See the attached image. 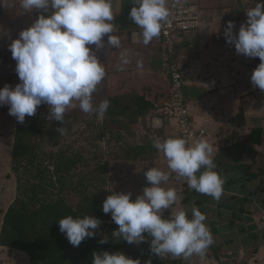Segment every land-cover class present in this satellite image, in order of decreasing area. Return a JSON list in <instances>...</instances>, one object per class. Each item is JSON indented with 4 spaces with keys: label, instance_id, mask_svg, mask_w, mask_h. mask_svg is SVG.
<instances>
[{
    "label": "clouds",
    "instance_id": "obj_1",
    "mask_svg": "<svg viewBox=\"0 0 264 264\" xmlns=\"http://www.w3.org/2000/svg\"><path fill=\"white\" fill-rule=\"evenodd\" d=\"M0 6L8 7L7 0H0ZM20 7L25 12L39 10L40 14L9 45L20 82L15 87L6 84L0 88V106L8 105L9 114L19 123H24L26 116L35 115L41 104H47L49 118L61 124L66 111L77 106L84 113H95L102 121L110 102L104 99L94 103L93 93L105 78L106 69L91 46L96 49L120 46L119 37L113 34L112 0H20ZM169 14L167 0H134L129 15L142 31L133 33V38L140 36L142 41L137 42L148 45L160 35ZM234 29V22L228 21L224 29L226 41L234 45L238 54L259 57L261 62L254 69L251 82L264 91V0L247 9V20L238 33ZM121 62L122 65L129 62L126 52L121 53ZM137 63L142 70V61ZM58 132L64 134L66 130L59 127ZM152 143L163 153L170 172L184 178L190 189L220 199L224 180L215 170L214 148L208 140L189 143L183 137L170 136L163 140L156 137ZM170 172L149 168L145 177L150 186L135 200L130 192L113 191L107 196L103 212L111 213L118 225L112 236L129 244H140L147 233L152 237L151 250L159 256L202 257L213 243L206 215L195 206L190 216L183 208L175 207L176 190L163 186ZM170 207L171 215L165 218L162 210ZM100 223L93 215H68L59 219V228L69 243L78 247L84 239L96 235ZM106 242L104 238L100 241ZM92 264H134V260L123 252L105 250L93 253Z\"/></svg>",
    "mask_w": 264,
    "mask_h": 264
},
{
    "label": "rangeland",
    "instance_id": "obj_2",
    "mask_svg": "<svg viewBox=\"0 0 264 264\" xmlns=\"http://www.w3.org/2000/svg\"><path fill=\"white\" fill-rule=\"evenodd\" d=\"M195 1L199 3L202 14L207 19L216 11V14L225 19L226 24L230 20L233 21L234 31L237 33L241 24L247 20L246 7H254L259 2V0ZM7 2L8 7L0 6V88L6 84L15 87L20 82L15 71L16 61L12 59L9 45L18 38L23 29L30 27L40 14L39 10L25 12L20 7V0ZM254 61L247 65L255 68L261 62L259 57ZM147 79V84L155 82V78L153 80L151 76ZM115 83L112 75L106 74L93 93L94 103L99 104L107 99L109 94L116 93L110 89L115 87ZM121 89L123 88L119 87L118 91H122ZM256 98L264 99L262 96ZM76 103L78 105V102ZM76 108H69L66 111L61 124L49 118L47 104L39 105L35 116L40 119L38 127L41 129L33 132L29 138L33 152L37 156L32 158L31 162L27 159L14 162L13 144L19 122L15 116L9 114L8 105L0 106V178H7L5 182H0V210L8 209L13 202L17 204L33 195L30 191L31 185L41 183L42 188L37 191L36 199L28 204L30 210L37 209L43 201L48 203L57 199L62 205L80 214L95 215L93 210L100 208L103 211V202L113 191L130 192L133 200L141 195L144 188L150 186L145 177V172L149 168L158 167L170 172L166 158L153 147L152 141L156 137L163 140L178 135L169 133L164 128L153 127L152 119L157 114V109L152 110L144 119L140 118L132 132L123 131V136L120 137L116 131L107 132V137H101L104 118L102 121L98 120L95 113H84L79 107L75 110ZM257 110L264 111V106L257 107ZM67 113H71L72 116L66 117ZM59 127L64 128L66 132L59 133ZM262 140L264 141L263 136ZM138 146L144 147L139 157L135 159L126 154L127 150L134 152L133 148ZM62 154L67 157L82 155L85 158L78 161L69 171L56 174V163ZM240 158L236 159L238 163L243 162L239 161ZM247 161H250V157ZM218 174L224 180L223 191H233L223 192L219 200L201 193L194 195V190L188 187L185 179L178 178L174 172H170L169 180L163 185L166 188H174L178 196L182 194L183 197V191L186 192V196L193 195L189 203L184 200L185 210L189 215L194 206L206 215L205 223L211 231L213 243L202 257L198 255L197 264H202L204 259L206 260L204 264H264V222L257 218V215L264 212V178L261 176L249 178L240 169L232 167L228 172L219 171ZM35 175L40 178H35ZM184 186H187V189H184ZM195 198H201L204 202L193 201ZM178 200L175 207L184 209V205L182 206ZM242 208L246 210L245 213H242ZM171 212L170 207L162 210V215L168 218ZM97 217L101 221L97 229L99 242L102 238L107 239L106 243H100V252L109 251L110 244L113 247L112 252L125 253L134 260V264H150L153 260L163 259H170L169 264L173 260H176V264H185L183 256L155 254L150 247L152 237L147 233L144 234L145 240L140 244H129L123 239L113 237L112 233L118 225L113 222L111 213H103ZM42 232L40 233L43 235L44 231ZM28 257L29 260H26L31 264L29 253Z\"/></svg>",
    "mask_w": 264,
    "mask_h": 264
},
{
    "label": "crops",
    "instance_id": "obj_3",
    "mask_svg": "<svg viewBox=\"0 0 264 264\" xmlns=\"http://www.w3.org/2000/svg\"><path fill=\"white\" fill-rule=\"evenodd\" d=\"M112 3L115 15V19L112 21L114 25L113 34L119 37L120 46L115 48L106 46L100 49H96L95 45L91 46L102 61L106 74H111L113 81L116 82L115 87H110V89L117 91L120 87L124 91L128 85H137L136 87L141 90L142 86L148 82L147 77L151 76L153 80L155 78V82L150 84L167 89L169 92L168 64L161 35L154 37L148 45L137 42L138 40L142 41V37L137 36L134 39L133 33L139 34L142 30L133 23L129 15L131 8L134 6V0H112ZM215 14L216 11L212 13L208 19L209 22L202 28L180 32L177 35L178 52L185 66H190L188 58L200 60V65L197 66L200 72L197 77L195 75L189 77L190 72H186L188 77L184 88L186 100L193 106V115L198 126L202 125L206 119H209V121H212L211 126L218 129V135L213 138L218 140L212 144L214 157L223 147L234 146L232 155L235 156L233 161L235 163H238L237 157H241L239 161L247 163L252 162L256 158L264 159V141L262 140L264 111L257 110V107L264 106V99L256 98L258 96L264 98V91L253 86L251 82L252 73L249 74V69L248 71L245 70L243 61H239L238 58L235 60L231 58L222 59L225 49L224 43L215 39V34L221 29V24L217 22L221 16ZM104 40L107 42V35ZM124 52L127 53L129 62L122 65L121 53ZM138 61L143 63L142 70L138 67ZM121 67L123 70H121ZM211 77L215 78L217 84V88L213 90H209L203 84L204 80ZM254 89H256V92H251ZM240 108L243 109L244 116L242 117L243 119L239 120H242L245 125H237L233 122ZM171 122V124H167L166 130L169 133H177L179 136L178 127L173 120ZM258 129H260L259 132ZM235 141H242V147L238 150L235 149ZM248 157H250V161H247ZM229 169L230 166L227 165L226 169H220V171L226 173ZM215 170L219 173L217 166ZM6 180L7 178H0V182H5ZM184 189H187V186H184ZM223 192L231 193L233 191ZM183 194V197L181 196L182 194H179L178 202L182 206L184 205L185 210L184 200L187 196L184 191ZM197 194L198 192L195 195ZM232 194L236 196L235 193ZM191 197L187 203L191 201ZM198 200L201 201L199 202ZM193 201L204 202L201 198H195ZM6 210V208L0 210L2 212L0 214V235ZM241 211L242 213L246 212L244 208ZM259 215H257V218H259ZM26 259L29 260L27 251L4 245L0 242L1 263L30 264V261ZM184 259L185 264H197L199 261L197 254Z\"/></svg>",
    "mask_w": 264,
    "mask_h": 264
},
{
    "label": "trees",
    "instance_id": "obj_4",
    "mask_svg": "<svg viewBox=\"0 0 264 264\" xmlns=\"http://www.w3.org/2000/svg\"><path fill=\"white\" fill-rule=\"evenodd\" d=\"M114 92L116 93L107 96L110 105L102 123L105 129H102L101 137H107V132L115 133L116 131L117 136L120 137L123 136V131H126V133L134 131L133 129L139 119H144L152 110L162 106L170 95V91L168 92L167 89L152 84L142 86L141 90L135 85H128L126 90ZM77 109L78 107L75 110ZM75 110L73 111L76 112ZM71 116V113L66 114L68 118ZM243 116L244 113L241 110L234 118V124L245 125L242 120H239L243 119ZM39 122V117L33 115L26 116L24 123H19L17 127L18 133L13 144L14 162L22 161L23 159L31 162V159L37 156L33 152L29 138L33 132L41 129L38 127ZM259 131L260 129H258ZM235 142V149H240L242 141ZM233 147H223L214 157L217 170L226 169L227 165H229L230 168L240 169L249 178L251 176L264 178V159L256 158L249 163H235L233 162L235 156L232 155ZM133 150L134 152L127 150L126 154L136 159L142 153L144 147H134ZM84 158L82 155L75 157L60 155L56 163L55 173L60 174L62 171H69L71 167L76 166L77 162L84 160ZM104 165L106 168L107 162ZM38 177L35 175V178L39 179L40 177ZM41 188V183L32 184L30 191L33 192V195L22 199L17 204L13 202L8 207L3 219L0 242L4 245L27 251L31 257V264H66V262L69 264H92V255L100 250L101 245L97 236V229L94 237L86 238L78 247H74L69 243L65 234L60 231L59 219L68 215L73 217L93 215L97 217L103 215L104 212L99 208L93 210L95 215L91 213L80 214L72 208L62 205L57 199L48 203L43 201L37 209L30 210L28 204L36 199L37 191ZM195 192L194 190V195ZM190 197L187 196L185 202ZM198 201L200 202L201 200ZM42 231H44L43 235L41 234L43 233ZM108 248L112 252L113 247L110 244ZM169 260H153L150 264H169ZM170 264H176V260L171 261Z\"/></svg>",
    "mask_w": 264,
    "mask_h": 264
},
{
    "label": "built area",
    "instance_id": "obj_5",
    "mask_svg": "<svg viewBox=\"0 0 264 264\" xmlns=\"http://www.w3.org/2000/svg\"><path fill=\"white\" fill-rule=\"evenodd\" d=\"M167 6L170 14L168 20L162 24L160 35L167 57L170 95L162 106H158L157 114L152 119V125L156 129H166L167 124H171L173 120L179 129V136L185 138L189 143L206 139L212 145L218 140L213 139L218 135V129L211 126L212 121H209V119H206L202 125L198 126L196 124L193 115V106L186 100L184 94V88L188 81L186 72H190L189 77L193 75L197 77L200 72L197 68L200 65V60L188 58L187 60L190 66L186 67L177 47V35L180 32L198 30L207 24L209 20L202 14L201 6L195 0H167ZM248 8L246 7V12ZM217 22L221 24V29L215 34V39L223 42L225 46L222 59L231 58L235 60L238 58L239 61L245 63V70L248 71L249 69V74L253 73L256 67H251L247 63L250 61L255 62L254 60L256 58H249L238 54L234 45L226 41L224 29L227 24L225 19L221 16ZM234 64L236 63L234 62ZM233 66L237 67L236 65ZM203 84L209 90L217 88L214 77L204 80ZM241 110L243 109L240 108ZM262 136L264 137V133ZM259 218L261 222H264V212L259 215ZM205 261L204 259L201 263L204 264Z\"/></svg>",
    "mask_w": 264,
    "mask_h": 264
}]
</instances>
